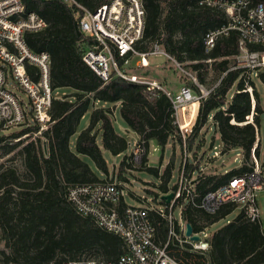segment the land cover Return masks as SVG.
Segmentation results:
<instances>
[{"label":"trees","instance_id":"1","mask_svg":"<svg viewBox=\"0 0 264 264\" xmlns=\"http://www.w3.org/2000/svg\"><path fill=\"white\" fill-rule=\"evenodd\" d=\"M75 1L94 12L109 0ZM201 1L144 0V39L137 49L147 52L153 44H161L185 68L196 72L200 83L206 84L210 74L213 77L216 86L200 102L186 150L192 152L199 133L213 121L220 134L222 153L240 150L244 161L239 168L226 173L200 176L195 185L204 194L250 170L247 164L253 150L264 167V152L261 155V140L258 138L262 109L257 103L254 120L248 122L247 117L252 114L251 96L243 91L241 70H230L232 58L239 52L238 34L233 32L218 40L215 47L207 51L205 35L225 25L227 16L221 10L201 5ZM22 2L27 12L39 14L47 24L44 30L26 35L27 45L34 52L50 54L53 89H70L72 92L63 99L53 101L52 127L23 145L21 152L27 178L23 179L24 176L14 167L0 165V230L10 249V253L2 252L3 259L0 260L12 264H65L83 256L115 260L125 251L123 239L99 227L91 217L78 214L68 199V190L72 186L101 181L96 171L109 173L104 152L113 156L122 155L128 150L129 143L116 132L113 112L106 106L91 111L89 126L78 135L73 148L71 139L95 103H119L121 118L145 141L146 152L150 142H155L161 151L174 139L183 146L173 124L172 103L160 90L151 95L147 85L115 75L106 83L83 61L81 46L83 43L92 44L93 39L82 32L79 20L83 11L75 4L67 0ZM190 85L196 93H200L198 86L194 83ZM234 85H237V91L228 99ZM254 96L258 101L256 89ZM97 125L99 128L96 130ZM38 130L39 127L34 126L19 131L15 139L28 131ZM99 138L101 141H98ZM4 140L6 138L1 136L0 143ZM21 144L22 139L11 149ZM196 148L201 149L202 145L199 143ZM83 158L89 159L94 168ZM173 161L172 158L165 176L161 177L158 186L161 195L175 189V186L171 189L168 186ZM150 171L157 173L156 168ZM195 172H200V162L187 161L185 174L192 178ZM119 179H124L121 173ZM151 194L155 201L161 197L154 192ZM159 203L165 204V200ZM125 207L127 204L122 200L119 210ZM234 209L225 206L210 215L187 205L182 216L194 231L199 232L228 216ZM151 218L160 236H165L167 222L155 213H151ZM210 245L206 255L176 249L174 254L182 264H264L261 227L246 220L242 213L215 231Z\"/></svg>","mask_w":264,"mask_h":264},{"label":"built area","instance_id":"2","mask_svg":"<svg viewBox=\"0 0 264 264\" xmlns=\"http://www.w3.org/2000/svg\"><path fill=\"white\" fill-rule=\"evenodd\" d=\"M83 15L79 20L82 32L93 39L92 44H82L83 61L106 83L118 76L130 82L148 86L151 95L156 91L164 92L173 108V124L176 133L181 136L185 160L170 203L155 206L145 202L140 207L127 205L119 210L124 201L125 191L116 179L72 186L68 190V199L78 214L91 217L95 223L120 236L125 243L124 253L115 260L80 257L68 260L65 264H182L174 254L178 251L206 255L210 250L211 235L207 227L187 236L186 222L182 212L187 205L214 215L225 206L241 210L246 220L259 224L264 235L257 193L264 191V172L261 161L252 151L250 170L234 176L225 184L204 194L196 188L195 181L203 173L195 172L192 178L185 174L187 162V142L195 126L200 102L211 90L198 83L200 93H196L190 84L182 85L178 91H168L157 81L131 74L128 68L149 66V58L163 56L179 71L195 77L185 70L184 64L169 54L165 48L155 43L147 52H140L137 45L144 39L145 7L144 0H109L90 11L75 0ZM201 5L225 12L227 23L205 35L206 50H212L218 40L238 34L239 52L232 60L230 70H241L240 79L244 80V92H249L253 103L254 82L256 76L264 77V0H202ZM45 20L37 13L27 12L22 0H0V130L19 128L28 130L39 127L38 132L28 131L21 138L34 134L41 135L49 130L52 120V105L56 99H63L59 90L51 83V57L48 52H34L26 43V35L37 33L46 28ZM122 61V62H121ZM24 95V96H23ZM253 114L247 117L253 122ZM21 138L16 139V141ZM129 163H139L146 154L145 141L139 137L130 144ZM219 152H214L217 158ZM204 156V160L213 159ZM207 165V164H206ZM206 168H201L204 171ZM195 175V176H194ZM167 193V194H169ZM159 198V202L162 196ZM178 208L180 218L176 219L174 210ZM151 213L157 214L167 222V233L160 236L158 227L153 223ZM192 236H198L194 241ZM0 264L6 263L0 260Z\"/></svg>","mask_w":264,"mask_h":264},{"label":"rangeland","instance_id":"3","mask_svg":"<svg viewBox=\"0 0 264 264\" xmlns=\"http://www.w3.org/2000/svg\"><path fill=\"white\" fill-rule=\"evenodd\" d=\"M136 62L137 60H135L134 64L127 69L128 72H130L131 74H137L155 80L158 84H161L168 91L176 92L182 85L191 84V82L198 83V85H200L206 90H211L216 86L211 74L209 75L206 84H202L200 83L196 72L192 71L191 69L185 68L187 72L191 73L196 78V81H194L189 75L177 70L172 65V63L167 61L163 56H154L149 58V66L146 68L138 67L136 65ZM253 82L254 88L259 94V100L257 101V99L255 98V103H253L252 101V113L254 112L257 103L262 109V114L259 115L261 124L259 128L260 134L258 138L261 140V155H263L264 81L261 78L254 76ZM236 91L237 85H234L228 93V99H230ZM71 92L72 91L70 89L59 90L61 96L70 95ZM117 104L106 105L101 103H95L91 110L84 116L76 134L72 137V148L75 144L78 135L89 126L91 111L95 108L104 107V105H106V107H110L113 112L112 120L114 122L116 132L127 139L129 143V148L124 154L119 156H113L108 152H104V156L107 160L109 168V173L103 174L99 171H96V173L99 176L100 180H109L111 178L116 179L117 182L120 183L121 188L125 191L124 201L127 205L140 207L148 201L153 203L155 206H158L160 203L159 201H155V197L151 194V192L161 195V192L158 190V186L160 185L163 176H165L167 168L171 165L170 161L172 160V158L174 160V166H172L173 169L168 186L169 189L173 188L172 186H174V184L178 180L186 156L183 150V146L177 139H174L170 141L164 151H161V149L156 145L155 142H150L145 157H143L142 160L137 164L129 163L127 160V156L131 153L130 144L136 142V140L138 139V135L132 129H130L127 124L123 121L120 116L119 109L117 110ZM98 128L99 125H97L95 129L97 130ZM19 131V128H11L4 131L0 130V137L3 136L6 138V140L0 143V165L2 164L6 167L11 166L16 168L18 173L24 176L23 179H26L27 177L23 165L24 157L22 155L21 150L24 144L38 138V136L40 135L36 136L34 134H31L28 137H23L21 138L22 144L16 146V148L11 149L12 146H14L17 142L15 139L17 135L15 134H19ZM41 140L44 141V138H42ZM98 141H101L100 138ZM199 143L202 145L201 149L196 148ZM211 144L213 145L212 147ZM44 148H46L45 145ZM222 148L223 146L220 134L219 132H217L213 121H210L208 125L204 127L199 133L198 138L195 140V145L193 146L192 152L187 151V161L190 160L194 163L196 161L200 162V167L206 168L204 171L199 172L201 174L203 173V175L222 174L224 171H230L239 168L243 164L244 160L242 151L233 149L231 151H227L226 153H222ZM215 151L219 152V156L217 158L212 157ZM202 155H204L206 159L207 156L213 159L205 161ZM83 159L88 162L92 166V168H94L89 159ZM143 159L145 160V162ZM257 159L261 161L259 158ZM252 160V158L249 160V164H251ZM122 162H124L123 168H120ZM151 168H156L157 173L155 174L154 172L150 171ZM120 173L124 178L122 180L119 179ZM257 200L260 208V215L264 230V191L257 193ZM240 214L241 210H239L238 208L234 209V211H232L228 216L209 225L206 229V232L212 236L215 231L237 218ZM174 215L176 219L180 218L178 208L174 210ZM2 252L10 253V249L6 246V242L2 239L0 230V259H3ZM95 259L104 258L96 257Z\"/></svg>","mask_w":264,"mask_h":264},{"label":"water","instance_id":"4","mask_svg":"<svg viewBox=\"0 0 264 264\" xmlns=\"http://www.w3.org/2000/svg\"><path fill=\"white\" fill-rule=\"evenodd\" d=\"M173 196H174V193L171 192L169 194H164L162 196V199L166 200L167 203H170V201L172 200ZM186 229H187L186 235L187 236H191L192 233H193V227H192V225L190 223L186 224ZM191 239L194 240V241H197L199 239V237L198 236H192Z\"/></svg>","mask_w":264,"mask_h":264},{"label":"crops","instance_id":"5","mask_svg":"<svg viewBox=\"0 0 264 264\" xmlns=\"http://www.w3.org/2000/svg\"><path fill=\"white\" fill-rule=\"evenodd\" d=\"M104 106H106V105H104ZM119 107H120V104H117V110L119 109ZM227 171H224L223 173H226ZM222 173V174H223Z\"/></svg>","mask_w":264,"mask_h":264}]
</instances>
